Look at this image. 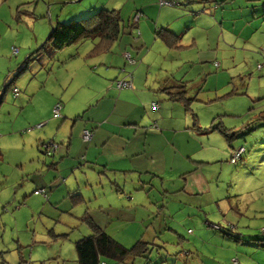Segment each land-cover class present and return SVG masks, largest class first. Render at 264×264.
Returning a JSON list of instances; mask_svg holds the SVG:
<instances>
[{
    "label": "rangeland",
    "instance_id": "1",
    "mask_svg": "<svg viewBox=\"0 0 264 264\" xmlns=\"http://www.w3.org/2000/svg\"><path fill=\"white\" fill-rule=\"evenodd\" d=\"M58 1L63 0H0V61L8 57L24 61L26 57V68L12 86L18 97H12L15 95L11 89L3 93L0 81V264H77L73 244L90 234L82 219L87 214H105L101 225L125 248L139 239L147 243L144 257L135 258L134 264H264V126L256 121L264 111V0H223L240 11L238 16L234 11L227 12L219 25L217 21L216 28H207L208 45L213 47L220 34L223 40L212 52L206 51L205 62L189 63L181 70H176L178 62H142L143 74L151 84L162 76L161 66L177 74L175 80L184 70H190L185 78L190 81L186 86L191 99L188 114L177 103L162 102L172 115L165 122L175 130L174 149L157 146L158 151L164 149L158 164L164 162L165 168L124 173L125 170L113 172L101 166H86L71 177L77 179L78 190L65 194L60 204L34 194L36 186L30 178L37 180L32 176L37 166L56 163L63 157L57 154L64 146L58 145L54 158L42 154L39 144L30 145L29 138L37 134L39 139L54 140L55 127H26V118L29 112L41 113L50 96L59 99L73 77L72 87L66 91L67 96L74 93L79 107L73 116L87 113L88 104L80 102L91 103L92 97L89 90L82 88L81 75L86 80L85 68H99L90 60L107 65V54L116 50L119 41L109 53L88 59L86 52L95 40L60 51L41 48L50 24L55 23L48 22V8L56 10L58 22H68L77 8L96 0H75L74 7L62 12L60 6L51 5ZM39 23L41 28L37 30L33 26ZM123 33L120 41L127 38L130 43L135 39L129 30ZM37 34L44 38L36 42ZM205 39L204 45L199 43L203 50ZM11 47L18 50L15 57L10 54ZM127 49L131 54L136 52L129 44ZM139 52L141 57L146 51ZM190 56L195 58L194 50ZM54 73L62 83L57 82ZM43 78L47 80L41 88ZM151 86L145 92L151 96L147 106L154 104V111L165 95L157 86L150 89ZM26 87L34 93L30 99L32 107L25 104ZM146 94L138 97L146 100ZM112 98L116 99V93ZM212 128L229 130L226 135L233 137L227 138ZM164 136L168 139L172 135ZM47 141L50 140L42 142ZM242 149L240 160L231 163V154L239 156ZM180 170L195 174L191 184L189 180L184 182L186 176ZM130 195L134 199L132 205L117 214L121 199L129 203L126 197ZM103 202L105 206L99 208ZM134 204L138 207L134 208ZM137 210L142 218L135 216ZM126 219L132 222L124 223ZM123 224L132 240L118 231Z\"/></svg>",
    "mask_w": 264,
    "mask_h": 264
},
{
    "label": "crops",
    "instance_id": "2",
    "mask_svg": "<svg viewBox=\"0 0 264 264\" xmlns=\"http://www.w3.org/2000/svg\"><path fill=\"white\" fill-rule=\"evenodd\" d=\"M179 1L183 2V4H181L178 8H158L156 0H96L77 8L75 14L73 15L72 13L70 15L71 18L68 19V21L83 19L101 10H119V14H121L122 11L129 6L123 15L125 19L132 21L131 24H133V29L129 30V32H131V35L134 34L135 39L129 43L127 38L123 41H120L119 38L112 44L108 51L102 52L101 55L109 53L114 44L119 41L116 50L107 54L109 55V61L106 63L107 65H101L97 60L89 61L93 64L97 63L99 68L94 70H92L91 67L85 68L86 80H84V74L81 75L83 78V83H81L82 88L86 91L89 90L92 97V101H89L91 103H88L86 100L80 102L82 105L88 104L89 111L87 113H83V115L81 113L79 116H73V114L77 113L79 107L73 99L74 93H72L71 96H67L66 91L72 87L71 84L74 81V77L71 79L70 84H66L67 88L64 89L65 91L59 99H55L53 96H50V100L45 103L41 113L37 112L34 115L31 114V112L28 113L29 117L27 116L26 118V127L35 126L41 128L48 125V129L50 128L51 130L55 127V133L53 134L54 140L51 139V137H41V139H39V136L37 138V134H34L31 138H29L30 145L35 144L36 146L37 143L40 145L43 140H50L55 142V144L57 143V145L64 146V150L59 151L57 154L63 157H60L56 163L51 162L47 166L42 163L40 168L37 166V169L33 171L35 174L32 176H35L37 179L35 181L33 178H30L31 183L36 186L34 194H37L36 191L42 189V196L45 200H47V202H58V204H60L61 200L65 198V194L68 195V193L73 190H78L79 186L77 179H75V177L71 179V177L76 172L84 170L86 166L91 169L101 166L113 172L125 170L124 173H139L140 170L143 169H146L147 172L150 170L154 171L160 167L165 168L164 162L162 165H159V159L165 148L174 149L173 133L175 130L173 129V126H169L170 123L165 122V120L172 115L168 113V107L162 102L168 101L170 103H177L182 107L185 114H188V112L184 111L182 104L169 101L166 96H164L165 100H161V104L159 105V108H157V113H154V111L157 110L152 111L153 109L150 105L148 108L147 103H151V96L147 95L145 91L149 89V85H152L150 89L155 86H157L158 89L160 87L167 88L174 84L177 74L169 71L168 68L166 69V67L164 68V66H161V69L159 70H161L162 76L156 77L155 79L157 81L151 84V81L147 82V78L143 74V66H141V64L142 62L148 63L153 60L157 61L162 59L163 63L165 61L178 62L179 65L176 70H181L186 64H192L193 62L201 64L202 62H205L206 51L212 52V49H216L219 43L222 45L223 40L220 34L216 37V42L213 47L208 45V41L205 39L207 28H216L217 24L219 25L220 22L225 19V14L227 12L233 13L234 11V15L238 16L240 11H237L231 6H227L230 4L226 3L228 0L225 2H223V0L219 2L218 0ZM75 4V0H63L51 3V5L60 6L59 12L64 11L68 7H74ZM80 8L82 9L80 10ZM69 9L71 11L73 10V8ZM47 12L48 22H53V20L54 22H58L56 19L55 9L48 8ZM22 13L25 12L23 11ZM135 13L140 14L136 22L133 21ZM123 15H120L122 19ZM206 23H208V25H206ZM40 25L41 23H39L38 26L35 25L33 27L38 30V28H41ZM50 25L52 26V24ZM160 28L168 29L171 33L179 37L180 45L189 47L190 49L183 51L167 49L162 42L154 38V31ZM125 30L126 29L122 31ZM30 31L36 32L34 29H30ZM122 35H124V33ZM35 38V41L37 42L42 40L44 37L37 34ZM204 39L206 43L203 50V48H199V43L203 44ZM97 42L98 40L95 39V42L90 44V48L92 45L97 44ZM128 44L131 45L133 50H136L135 54L128 52ZM89 50L90 49L86 52V59L97 57L96 55L88 56L87 53ZM139 50H145L146 52L143 56L138 57L141 55ZM191 50H194V59L190 56ZM127 52L132 59L139 60L140 66H137L139 65L137 64L134 68H132L133 66L125 63L123 54ZM21 62L22 61H19L18 58L9 59V57L6 58V60L2 59L0 61V81L2 82L1 84H3L1 86L3 93L10 89L12 93V86L16 78L13 73ZM64 63L65 62H63V64ZM100 66H103V68ZM168 66L170 67V65ZM121 70L123 71L121 72ZM189 71L190 70L188 69L184 70V72L180 74L179 80L187 81L185 78L188 76ZM125 72L131 74V88L128 90L118 91L115 89V81L125 78ZM75 73L79 74L80 72L77 71ZM54 76L57 78V82L59 84L63 82L60 76H57V73H54ZM46 80L47 78H43L41 88L45 86ZM73 87L77 88V86ZM30 90V88L26 87V107H32L30 99L34 93H30ZM43 91L46 93V90ZM114 93H116V99L112 98V94ZM139 94H146L147 99L141 100L138 97ZM1 96L2 93L0 95V105L3 103ZM12 97L16 98L18 95L15 97L12 95ZM139 102H141V104H139ZM55 103L60 104L58 116H54L51 112ZM90 109H92V111H90ZM32 111L35 112L34 109H32ZM87 120H90L91 123ZM84 130L91 133L90 139L86 142L80 138V134ZM166 133H170L172 135L171 138H165L164 135ZM0 138H2L1 135ZM65 140H67V143H65ZM159 145L164 147L162 151L157 150V146ZM74 146L76 147L74 148ZM57 149L53 153L43 151L40 152L46 155L50 154L52 155L50 158H54L58 152ZM179 173L186 176L184 178V182L189 180L188 182L191 184V180H193L191 177L195 175L193 172L190 171L188 173H182L180 170ZM123 190L126 191V186ZM126 198L129 203L122 198V206L119 208L120 210L117 214L120 213L121 210L123 211L127 209L128 206L132 205L134 199H131V195ZM103 206H105L104 202L99 205V208ZM134 206V208L138 207L136 204H134ZM104 215L105 214H103V216ZM124 215L125 214H123V216ZM136 215L140 216L139 210L136 211L135 216ZM87 216L96 226L102 230L104 229V232L107 235L109 234L107 233L106 227L101 225V219L103 218L102 215L96 217L93 214H87ZM141 218L139 219V222H142ZM125 222L132 221L126 219L124 223ZM136 222L137 221H135V223ZM118 231H120L124 237H128L130 238L129 240H132V235L124 229V224ZM113 239L117 240L116 237H113ZM117 242L120 241L117 240ZM120 243L122 246H125L124 243Z\"/></svg>",
    "mask_w": 264,
    "mask_h": 264
},
{
    "label": "trees",
    "instance_id": "3",
    "mask_svg": "<svg viewBox=\"0 0 264 264\" xmlns=\"http://www.w3.org/2000/svg\"><path fill=\"white\" fill-rule=\"evenodd\" d=\"M166 3H168V5H166ZM156 4L158 8H178L181 6V4H183V2H180L179 0H156ZM262 6L264 7V2ZM139 16V13H135L133 16V21L136 22ZM131 22L132 21L128 19L123 21L119 11L117 10H101L83 19L70 20L68 22H55L50 27V32L41 48L47 46L49 49L57 51L70 45H79L82 41H92L97 39V44L92 45L91 49L87 53L88 56H95L101 54L102 52L108 51L112 44L123 34L122 30L133 29V24H131ZM154 36L155 39H158L160 42H162L169 50L183 51L188 48L180 45L179 37L171 33L166 28L155 30ZM17 53L18 50L16 49V54L12 55L10 49L11 56L14 57L17 55ZM125 54L128 55V60H126L124 57L123 59L127 65L135 66L139 63V60L132 59L128 53ZM25 63L26 59H24V61L18 65V68L15 70L16 72H14V77L23 72V70L26 68L24 65ZM122 71L123 70H121V72ZM118 81H127L129 84L128 88L120 90H128L131 88L130 73L125 72V78L115 81V89L120 91L116 88ZM188 83H190V81L176 80L171 86L167 88L160 87L158 91L165 94L169 101L182 104L184 111L187 112L189 110V102L191 101V99L188 98L186 94V86ZM57 104L60 105L59 103H55L54 106ZM152 105L154 104H151L150 107H152ZM154 107L156 108L155 105ZM192 121H194L193 116ZM256 121L260 122L264 126V111L258 114ZM212 129H217L218 132L227 138L233 137L232 134L226 135V132L229 130H223L222 128ZM243 153L244 150L242 149V153L239 155L238 160H240ZM235 162L236 161H234V163ZM82 219L89 227L90 234L75 241L73 244L77 264H134L135 258L144 257V252L147 250V243L139 239L138 241H135L130 247L125 248L112 239L109 235H107L104 230L96 226L87 215H83Z\"/></svg>",
    "mask_w": 264,
    "mask_h": 264
},
{
    "label": "built area",
    "instance_id": "4",
    "mask_svg": "<svg viewBox=\"0 0 264 264\" xmlns=\"http://www.w3.org/2000/svg\"><path fill=\"white\" fill-rule=\"evenodd\" d=\"M166 5H168V3H166ZM11 53L12 55L16 54V49L15 48H11ZM123 57L128 60V55L127 54H123ZM129 87V84L127 81H118L117 84H116V88L117 89H124V88H128ZM13 93L14 95L16 96V93H17V90L16 89H13ZM153 108L154 105H152ZM60 109V105H55L52 109V114L54 116H58V111ZM91 137V133L89 131H86L84 130L82 133H81V139L83 141H88ZM39 148L42 150V151H45V152H49V153H53L57 148H58V145L51 142V141H47V142H41L40 145H39ZM237 158H239L238 156V153L234 154L232 157H231V163H233ZM36 193H39V194H42L43 195V190H38L36 191Z\"/></svg>",
    "mask_w": 264,
    "mask_h": 264
}]
</instances>
